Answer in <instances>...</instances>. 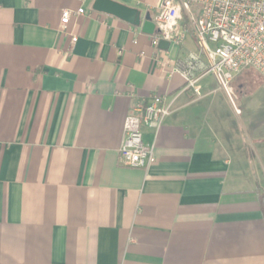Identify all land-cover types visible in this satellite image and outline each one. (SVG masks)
<instances>
[{
  "label": "crops",
  "instance_id": "obj_1",
  "mask_svg": "<svg viewBox=\"0 0 264 264\" xmlns=\"http://www.w3.org/2000/svg\"><path fill=\"white\" fill-rule=\"evenodd\" d=\"M113 1L152 21L160 3ZM93 2L0 0V264H264L259 75L196 98L174 72L193 37L159 49ZM155 95V162L126 168L124 120Z\"/></svg>",
  "mask_w": 264,
  "mask_h": 264
},
{
  "label": "built area",
  "instance_id": "obj_2",
  "mask_svg": "<svg viewBox=\"0 0 264 264\" xmlns=\"http://www.w3.org/2000/svg\"><path fill=\"white\" fill-rule=\"evenodd\" d=\"M76 13L83 15L84 10ZM71 16L70 10L61 13L62 28ZM153 23L154 47L160 41L180 47L189 36L194 38L197 52L178 61L174 72L196 98L202 96L200 81L209 74L227 95L234 75L245 69L255 71L264 85V0H160ZM235 112L239 114V110ZM170 113V106L155 95L126 116L118 153L122 166L147 170L154 164L153 148L143 144L141 127L158 128Z\"/></svg>",
  "mask_w": 264,
  "mask_h": 264
},
{
  "label": "water",
  "instance_id": "obj_3",
  "mask_svg": "<svg viewBox=\"0 0 264 264\" xmlns=\"http://www.w3.org/2000/svg\"><path fill=\"white\" fill-rule=\"evenodd\" d=\"M92 10L114 16L132 26L140 27L141 31L146 35H153L155 32V25L149 14L142 18L140 11L113 0H94ZM168 47L169 43L166 41L158 43L159 49L167 50Z\"/></svg>",
  "mask_w": 264,
  "mask_h": 264
},
{
  "label": "rangeland",
  "instance_id": "obj_4",
  "mask_svg": "<svg viewBox=\"0 0 264 264\" xmlns=\"http://www.w3.org/2000/svg\"><path fill=\"white\" fill-rule=\"evenodd\" d=\"M208 78H209V80H210V79H212V76H210V77H208ZM212 83L215 84V81L212 80ZM231 86H232V85L229 84L228 87H227V89L230 90V91H231Z\"/></svg>",
  "mask_w": 264,
  "mask_h": 264
}]
</instances>
